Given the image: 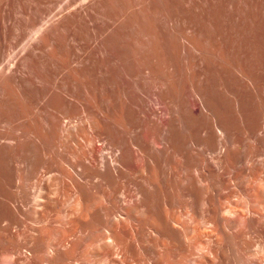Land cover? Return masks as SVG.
<instances>
[{"label": "bare ground", "instance_id": "1", "mask_svg": "<svg viewBox=\"0 0 264 264\" xmlns=\"http://www.w3.org/2000/svg\"><path fill=\"white\" fill-rule=\"evenodd\" d=\"M0 264H264V0H0Z\"/></svg>", "mask_w": 264, "mask_h": 264}]
</instances>
